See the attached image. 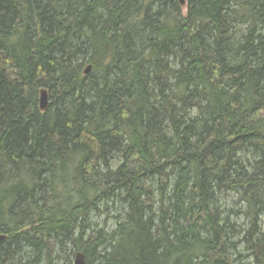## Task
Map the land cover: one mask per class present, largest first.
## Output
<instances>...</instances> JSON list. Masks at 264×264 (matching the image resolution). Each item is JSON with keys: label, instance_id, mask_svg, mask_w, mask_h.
Returning a JSON list of instances; mask_svg holds the SVG:
<instances>
[{"label": "trees", "instance_id": "1", "mask_svg": "<svg viewBox=\"0 0 264 264\" xmlns=\"http://www.w3.org/2000/svg\"><path fill=\"white\" fill-rule=\"evenodd\" d=\"M185 8L0 0V264H264V0Z\"/></svg>", "mask_w": 264, "mask_h": 264}, {"label": "rangeland", "instance_id": "2", "mask_svg": "<svg viewBox=\"0 0 264 264\" xmlns=\"http://www.w3.org/2000/svg\"><path fill=\"white\" fill-rule=\"evenodd\" d=\"M182 7H183L182 11L185 12V9H186L185 6H182ZM218 204L220 205V209H222V210L224 208L229 207L223 199H220ZM99 210L101 213L94 212L95 214H94V218L92 220V222H94V223H92V225L93 224L97 225L96 229L93 228L94 225L93 226L91 225L88 229V235L90 234L89 236L93 235L91 230L96 232L100 229H103L104 231H106L108 228H111L112 225L115 223L114 218L118 216L117 212L114 210H111V209H108V210L104 209V211H102L103 209L99 208ZM232 216L234 217V215H232ZM93 236H97V233H94ZM85 241H86V239L84 238L82 243H84ZM47 243H49V245L52 247L54 245L53 240H48ZM52 249H54V247ZM53 252H54V254H53L54 257H58V256L60 257V258H58V261L56 262V264H73L74 255L77 251L72 249V250H70V253H69V251L65 253V252L57 251V250H55V251L53 250ZM241 260H238V258H237L235 264H237V263L239 264V262H242V264H248L249 260H246V258L241 257Z\"/></svg>", "mask_w": 264, "mask_h": 264}, {"label": "water", "instance_id": "3", "mask_svg": "<svg viewBox=\"0 0 264 264\" xmlns=\"http://www.w3.org/2000/svg\"><path fill=\"white\" fill-rule=\"evenodd\" d=\"M188 0H178L181 6H185ZM91 66L88 65L84 70L87 73L90 70ZM47 106V91L42 89L39 94V108L44 110ZM73 264H87L85 260L84 253L82 251H77L74 255Z\"/></svg>", "mask_w": 264, "mask_h": 264}, {"label": "bare ground", "instance_id": "4", "mask_svg": "<svg viewBox=\"0 0 264 264\" xmlns=\"http://www.w3.org/2000/svg\"><path fill=\"white\" fill-rule=\"evenodd\" d=\"M146 4V3H145ZM239 26V25H238ZM258 33V32H257ZM239 36V35H238ZM224 41V40H223ZM228 74V73H227ZM239 80V79H238ZM119 165V164H118ZM118 167V166H117ZM237 201V200H236ZM227 202V201H226ZM240 206V205H239ZM237 210V209H236ZM229 213V212H228ZM232 217V216H231ZM87 259V258H86Z\"/></svg>", "mask_w": 264, "mask_h": 264}]
</instances>
